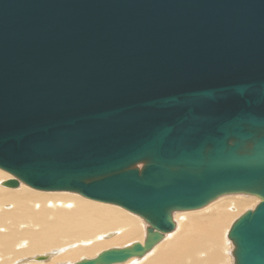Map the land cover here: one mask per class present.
Returning a JSON list of instances; mask_svg holds the SVG:
<instances>
[{
  "label": "water",
  "instance_id": "1",
  "mask_svg": "<svg viewBox=\"0 0 264 264\" xmlns=\"http://www.w3.org/2000/svg\"><path fill=\"white\" fill-rule=\"evenodd\" d=\"M0 169L147 224L73 264L143 258L237 194L260 202L233 264H264V0H0Z\"/></svg>",
  "mask_w": 264,
  "mask_h": 264
},
{
  "label": "bare ground",
  "instance_id": "2",
  "mask_svg": "<svg viewBox=\"0 0 264 264\" xmlns=\"http://www.w3.org/2000/svg\"><path fill=\"white\" fill-rule=\"evenodd\" d=\"M2 171L0 169V264H73L81 259L93 258L104 249L113 248L110 245L123 247L144 240L145 228L142 236L138 220L114 205L94 203L70 194H44L26 186L9 189L1 185L2 180L8 177ZM218 199L204 207L201 214L182 218L176 224V230L167 234L143 258L132 259L124 264L222 262L226 250L223 235L227 225L251 200L233 196ZM113 229L120 233H110ZM103 232L106 235L102 236L114 238L100 243ZM68 244L72 245L40 253ZM69 249L73 250L67 252ZM24 256L29 257L19 259ZM39 256H43V259L38 261L36 257Z\"/></svg>",
  "mask_w": 264,
  "mask_h": 264
},
{
  "label": "rangeland",
  "instance_id": "3",
  "mask_svg": "<svg viewBox=\"0 0 264 264\" xmlns=\"http://www.w3.org/2000/svg\"><path fill=\"white\" fill-rule=\"evenodd\" d=\"M3 172V171H2ZM4 174H6V176H8V177H6L5 179H3L2 181H5V180H7V179H12L13 177L12 176H10L9 174H7V173H5L4 172ZM1 181V182H2ZM20 186H26V188L28 187L27 185H25L24 183H22V182H20V185L17 187V188H9V189H18V188H20ZM4 187V186H3ZM7 188V187H6ZM28 189H32V188H30V187H28ZM32 190H34V189H32ZM34 191H38V190H34ZM38 192H44V191H38ZM44 194H51V195H56V196H67V194H70V196H72V195H75L76 197H78V198H80V199H83V200H86V201H90V200H88V199H86V198H84V197H82V196H80V195H76V194H71V193H65V192H56V193H52V192H44ZM226 196H228V197H239V198H248V199H250L251 200V203L247 206V207H245V208H243L242 209V211H240L241 213H238V214H236V216L228 223V225H227V229H226V231H225V234L223 235V243H224V246L226 247L225 249V251H224V260L222 261V262H220L219 264H233V258H232V251H233V245H232V243L227 239V237H226V233L229 231V229H230V227H231V225L234 223V221L241 215V214H243L244 212H246V211H248V210H252V209H254V207H256V205L259 203V200L256 198V197H254V196H251V195H246V194H237V195H226ZM226 196H223V198L224 197H226ZM240 196H242V197H240ZM222 198V197H221ZM221 198H219V199H221ZM218 199V200H219ZM253 199V200H252ZM90 202H93V201H90ZM94 203H99V202H94ZM213 203V202H212ZM101 205V204H100ZM113 206V205H112ZM115 207H117V206H115ZM117 209V208H116ZM118 209L119 210H122V211H124V212H127V213H130V212H128V211H126V210H124V209H122V208H119L118 207ZM6 211H8L9 209H5ZM202 210H203V208L202 209H200V210H194V211H186V212H176V213H174L173 214V221H174V223H175V225L178 223V222H180L181 221V219L182 218H184V217H188V216H190V215H199V214H201L202 213ZM244 211V212H243ZM131 215H133L137 220H138V222L140 223V226H141V235L143 236L144 235V228H146L147 227V224L145 223V221L142 219V218H140V217H138L137 215H134V214H132V213H130ZM175 215V216H174ZM143 228V229H142ZM175 230H176V228H175ZM174 230V231H175ZM110 233H112V232H114V233H117V234H119L120 233V231L119 230H117V229H113V230H110L109 231ZM143 232V233H142ZM173 233V232H172ZM172 233H170V234H172ZM107 234H108V232H107ZM102 235H106V232H103V233H101V237H100V240H99V242L100 243H103V242H108V241H110L112 238H114V237H112V238H106V237H104V236H102ZM225 239V240H224ZM125 244H127V243H125ZM125 244H123V245H125ZM72 244H68V245H63V246H60V247H55V248H52V249H49V250H46V251H44V252H40V253H48V252H50V251H54V250H57V249H62V248H64V247H67V246H71ZM119 246H122V245H110V247H119ZM80 248H82V247H80ZM106 248H109V247H106ZM70 250H73V249H69L67 252H69ZM101 250H103V249H101ZM105 250V249H104ZM229 250V251H228ZM40 255H43V254H40ZM29 256H31V255H29ZM29 256H26V257H29ZM25 256L24 257H21V258H19V259H23V258H26ZM86 257H91V256H86ZM227 257H229L228 259H227ZM227 259V260H226ZM77 260V259H76ZM75 261V260H74ZM44 262V261H43ZM49 262V261H48ZM62 262H72V261H62ZM230 262V263H229ZM47 263V262H46ZM43 264H45V263H43ZM58 264H62V263H58Z\"/></svg>",
  "mask_w": 264,
  "mask_h": 264
}]
</instances>
